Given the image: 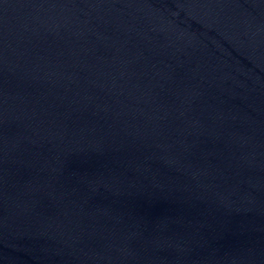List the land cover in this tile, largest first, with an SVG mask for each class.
Listing matches in <instances>:
<instances>
[{
  "label": "water",
  "instance_id": "water-1",
  "mask_svg": "<svg viewBox=\"0 0 264 264\" xmlns=\"http://www.w3.org/2000/svg\"><path fill=\"white\" fill-rule=\"evenodd\" d=\"M0 264H264V0H0Z\"/></svg>",
  "mask_w": 264,
  "mask_h": 264
}]
</instances>
